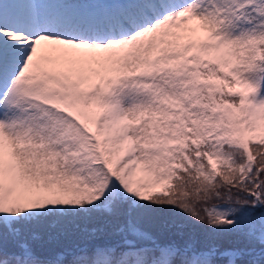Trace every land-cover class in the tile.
Here are the masks:
<instances>
[{
    "label": "snow or ice",
    "instance_id": "1",
    "mask_svg": "<svg viewBox=\"0 0 264 264\" xmlns=\"http://www.w3.org/2000/svg\"><path fill=\"white\" fill-rule=\"evenodd\" d=\"M0 264H264V0L0 5Z\"/></svg>",
    "mask_w": 264,
    "mask_h": 264
},
{
    "label": "rangeland",
    "instance_id": "2",
    "mask_svg": "<svg viewBox=\"0 0 264 264\" xmlns=\"http://www.w3.org/2000/svg\"><path fill=\"white\" fill-rule=\"evenodd\" d=\"M0 5L4 6L5 8H11V7H13V5L10 4V3H8L7 0H0Z\"/></svg>",
    "mask_w": 264,
    "mask_h": 264
},
{
    "label": "bare ground",
    "instance_id": "3",
    "mask_svg": "<svg viewBox=\"0 0 264 264\" xmlns=\"http://www.w3.org/2000/svg\"><path fill=\"white\" fill-rule=\"evenodd\" d=\"M7 2L10 3V4H12L14 6V0H7Z\"/></svg>",
    "mask_w": 264,
    "mask_h": 264
}]
</instances>
